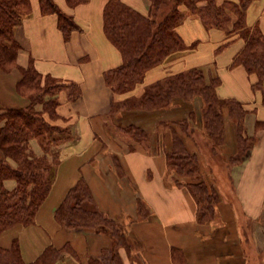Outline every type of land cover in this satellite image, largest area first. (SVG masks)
Listing matches in <instances>:
<instances>
[{
    "label": "crops",
    "instance_id": "1",
    "mask_svg": "<svg viewBox=\"0 0 264 264\" xmlns=\"http://www.w3.org/2000/svg\"><path fill=\"white\" fill-rule=\"evenodd\" d=\"M29 1L30 12L14 28L20 45L17 64L27 67L32 63L41 74L75 82L80 93L70 100L68 89L62 90L58 117L50 119L45 114L57 126L51 136L56 140L47 152L48 159L55 162L53 184L33 222L26 226L16 223L1 232L0 247L9 248L16 239L25 263L34 262L49 246L62 248L66 244L75 254L65 253L54 264H89L91 257L101 256L102 249L112 246L110 230L65 228L54 217L68 190L83 177L96 208L116 222L129 242L115 249L122 264H264V129L255 130L256 120H264V82L261 89H253L256 75L233 64L243 40L231 36L220 48L226 40L225 31L201 23L183 7L184 18L177 32L185 48L147 70L142 83L132 91L115 95L103 76L121 63L120 52L103 31L102 11L107 0H85L74 6L67 0H53L80 27L68 40L57 26L56 14H42L39 0ZM122 1L148 14L149 0ZM246 9L247 26H258L264 34V0H252ZM192 68L201 69L206 79L219 77L216 92L220 100L242 104L241 130L239 114L223 104V138L214 144L202 123L204 106L198 95L191 101L175 98L166 108L119 110L112 120L118 131L109 125L114 98L138 97L143 87ZM20 77L16 69L8 73L0 69V111L28 104V99L16 92ZM197 102L202 105L200 110L191 106ZM36 108L41 110V105ZM125 116L129 118L120 122ZM197 117L200 127L193 124ZM183 119L188 122L187 132L176 124ZM129 124L144 129L147 139H133L123 130ZM172 130L186 149L196 154L199 180L219 194L214 216L208 221H197L195 199L185 185H176L175 170L166 162ZM239 132L254 137V142L235 160ZM29 149L36 155L44 153L37 138L29 141ZM179 179L183 184L190 180ZM4 185L12 190L15 181L7 179Z\"/></svg>",
    "mask_w": 264,
    "mask_h": 264
},
{
    "label": "trees",
    "instance_id": "2",
    "mask_svg": "<svg viewBox=\"0 0 264 264\" xmlns=\"http://www.w3.org/2000/svg\"><path fill=\"white\" fill-rule=\"evenodd\" d=\"M85 0H67L74 6ZM150 8L144 15L122 0H107L103 6V31L107 39L118 49L121 63L104 71L105 83L115 95L129 93L141 84L145 72L159 65L174 51L185 48V43L177 26L184 18L183 7L198 16L201 23L225 31L226 45L231 36L243 40L242 48L233 58V64L242 65L247 73L255 74L253 89H261L264 82V34L258 26L246 24V8L252 0H149ZM168 3L166 13L157 12ZM42 14L55 13L57 26L68 40L79 25L72 16L64 13L53 0H39ZM30 12L29 0H0V69L3 72L18 70L21 77L16 82V92L28 99L24 107L6 108L0 111V233L19 223L24 226L34 220L35 213L47 197L55 178V162L48 159L52 139L57 126L45 117L56 119L59 104L58 94L68 89V98L79 96L75 82L64 81L50 74H41L32 63L27 67L17 64L19 43L14 38V28L21 24L23 15ZM235 16L234 19L232 16ZM157 16V17H156ZM219 48V49H220ZM198 68L170 74L155 83L143 87L140 96L133 95L123 99H113L111 112L120 109H160L168 107L175 98L191 101L198 95L203 101L202 118L207 136L214 144L223 138L222 105H229L239 114V129L243 109L237 101H222L217 97L216 88L219 77L206 79ZM41 105V110L36 108ZM192 118V115H191ZM188 122L179 121L182 131H188ZM264 129V120L255 122V130ZM137 141L146 140L147 132L133 124L123 127ZM170 146L166 149L167 164L178 176L189 178L184 184L175 178L176 185H185L197 204L196 219L199 223L213 218L215 205L219 202L217 190L203 180H199V163L196 154L189 152L181 137L172 130ZM37 138L44 153L34 154L29 149V141ZM254 137H244L238 133L239 160L251 148ZM53 156L56 157L54 154ZM13 179L15 187L8 190L4 181ZM55 220L65 228H107L112 235V246L102 249L99 257H91L89 264H122L118 246H128L129 242L116 222L100 212L94 203L87 181L81 177L71 187L54 212ZM65 253L75 254L69 244L62 248L49 246L31 263H25L20 255L17 240L11 247H0V262L7 264H54Z\"/></svg>",
    "mask_w": 264,
    "mask_h": 264
},
{
    "label": "rangeland",
    "instance_id": "3",
    "mask_svg": "<svg viewBox=\"0 0 264 264\" xmlns=\"http://www.w3.org/2000/svg\"><path fill=\"white\" fill-rule=\"evenodd\" d=\"M218 2H220V0H218ZM170 6H171V4L170 3H168L166 6H163V7H161L160 9H159V11L157 12V16L159 17V14L161 13V12H163V13H166V11H168L169 9H170ZM156 16V17H157ZM192 107H194V108H196V110H200L201 109V104L199 103V102H197V103H193L192 105H191ZM121 110V109H120ZM118 112H115V113H113V112H111V117L112 118H110L109 119V125L110 126H112V127H114V128H116L117 129V131H118V128L116 127V125L112 122V120H113V117L115 116V114H117ZM198 113V112H197ZM129 118V116H125L124 118H122L121 120H120V122H123L124 120H127ZM196 118V117H195ZM194 118V119H195ZM193 119V120H194ZM195 123H193V124H195V125H197L198 127H200V122H199V117H197V121L195 120L194 121ZM200 139V137L198 136L197 137V140H199ZM174 175H176V177L179 179V177L182 179V178H184V176H178L177 174H174Z\"/></svg>",
    "mask_w": 264,
    "mask_h": 264
}]
</instances>
